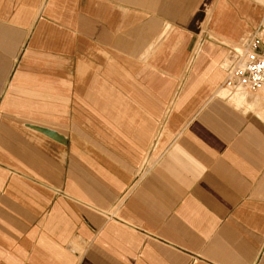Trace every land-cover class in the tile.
<instances>
[{"label":"crops","instance_id":"obj_1","mask_svg":"<svg viewBox=\"0 0 264 264\" xmlns=\"http://www.w3.org/2000/svg\"><path fill=\"white\" fill-rule=\"evenodd\" d=\"M264 0H0V264H264V93L224 84Z\"/></svg>","mask_w":264,"mask_h":264},{"label":"built area","instance_id":"obj_2","mask_svg":"<svg viewBox=\"0 0 264 264\" xmlns=\"http://www.w3.org/2000/svg\"><path fill=\"white\" fill-rule=\"evenodd\" d=\"M226 60L224 84L227 88L264 93V50L261 49L260 28L241 36Z\"/></svg>","mask_w":264,"mask_h":264},{"label":"bare ground","instance_id":"obj_3","mask_svg":"<svg viewBox=\"0 0 264 264\" xmlns=\"http://www.w3.org/2000/svg\"><path fill=\"white\" fill-rule=\"evenodd\" d=\"M238 90H241V89H236V91H238Z\"/></svg>","mask_w":264,"mask_h":264}]
</instances>
